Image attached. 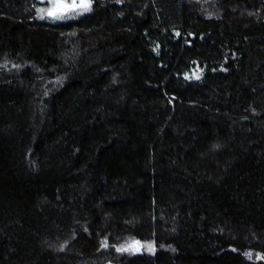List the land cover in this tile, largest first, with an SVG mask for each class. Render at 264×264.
<instances>
[{"label": "trees", "instance_id": "1", "mask_svg": "<svg viewBox=\"0 0 264 264\" xmlns=\"http://www.w3.org/2000/svg\"><path fill=\"white\" fill-rule=\"evenodd\" d=\"M86 2L0 0V264H264V0Z\"/></svg>", "mask_w": 264, "mask_h": 264}, {"label": "snow or ice", "instance_id": "2", "mask_svg": "<svg viewBox=\"0 0 264 264\" xmlns=\"http://www.w3.org/2000/svg\"><path fill=\"white\" fill-rule=\"evenodd\" d=\"M52 8L51 9H41L40 11L43 12H47V15L53 18H59L62 15H64V13L74 10V9H84L87 10L89 8V3L86 2V0H81V2L79 4H77L75 2V0H73V2L71 4L68 3H64L63 0H52ZM43 18V17H41ZM122 251L124 249H121Z\"/></svg>", "mask_w": 264, "mask_h": 264}, {"label": "rangeland", "instance_id": "3", "mask_svg": "<svg viewBox=\"0 0 264 264\" xmlns=\"http://www.w3.org/2000/svg\"><path fill=\"white\" fill-rule=\"evenodd\" d=\"M52 6L53 5L51 3L50 7L52 8ZM84 12H85L84 9H74V10H71V11H68V12L64 13V15H62L59 18H55V19L58 20V21L76 19V18H79Z\"/></svg>", "mask_w": 264, "mask_h": 264}]
</instances>
